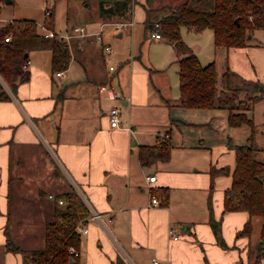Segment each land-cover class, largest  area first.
<instances>
[{
    "label": "crops",
    "instance_id": "0c3cea01",
    "mask_svg": "<svg viewBox=\"0 0 264 264\" xmlns=\"http://www.w3.org/2000/svg\"><path fill=\"white\" fill-rule=\"evenodd\" d=\"M144 1L136 0L134 6L139 4L145 17ZM92 2L99 20L88 15L86 21L100 24L104 21L98 15V0ZM82 6H89L88 1L82 0ZM46 7L50 6L45 5L38 12L34 7L22 6L15 0L0 4V23L29 18L43 24ZM129 21L131 24L125 29L130 35L137 33L133 21ZM74 25L78 24L68 25L66 20L62 27L54 25V33L68 32ZM81 26L87 30L85 25ZM39 28L40 32L49 33L50 29ZM257 30L254 29L252 35ZM119 33L121 36L122 31L118 30L117 35ZM211 35L213 41L212 31ZM91 38L98 41L94 35L69 39L71 59L60 74L51 70V51L37 49L28 53L26 68L29 77L18 83L15 92L0 76V84L9 96L0 100V264H29L21 252L5 248L7 237L24 249L40 248L44 243L47 220L40 217V220L24 218L12 222L9 214L11 199L16 195L22 197L23 203L26 200L30 203L35 199H25L26 196L44 193L53 204L48 194L61 192L64 184L73 187L101 219L100 222L86 223L88 231L81 234L78 264H114L117 257L126 264H152V257L161 264H250L247 252L250 241L247 236H236L248 214L245 211L222 212L223 191L231 183L230 173L214 177L210 194L209 184L202 183V178L196 176L198 168L193 162L186 157L174 158V154L180 151L174 152L178 141L174 142L168 160H157L148 165L139 161L141 146L156 144L158 137L168 138L172 145L171 126H177L180 120L170 115L184 108L178 103L177 60V93L169 95L164 91L161 94L155 88L160 97L153 98L149 67H137L133 71L135 64L125 80L119 75L124 65L121 64L111 81L103 63L104 56L110 54L103 49L108 43L103 41L102 35L98 41L100 49L96 50ZM155 39L165 41L175 53L169 39L163 36ZM245 51L254 62V76L264 83V45H255L250 39ZM171 55H165L164 63L171 59ZM101 84H111L121 93L119 127H112L108 116L109 109L117 101L99 90ZM60 92L61 99L58 97ZM211 110L215 111L213 115H223L218 111L223 109ZM138 111H153L158 115L142 120L137 116ZM185 147L182 143L181 150L184 151ZM231 151L234 155V150ZM225 162L228 161H223L221 156L212 158L209 170L211 166L224 165L232 170L235 155L231 165ZM46 167L50 168L49 173H41ZM57 168L60 176L54 174ZM51 172L54 177L50 180ZM153 174L156 178L149 183L152 191L169 186L166 204L148 206L146 176ZM24 183L28 184L26 189ZM208 197L214 218L222 217L221 234L227 248L217 244L208 223ZM20 225L23 227L17 231L15 228ZM169 227L175 228L177 239L168 234ZM22 236L31 240L38 238L39 243L36 246L23 244L18 241Z\"/></svg>",
    "mask_w": 264,
    "mask_h": 264
},
{
    "label": "trees",
    "instance_id": "16d2710c",
    "mask_svg": "<svg viewBox=\"0 0 264 264\" xmlns=\"http://www.w3.org/2000/svg\"><path fill=\"white\" fill-rule=\"evenodd\" d=\"M134 3L136 0H98V15L104 22L113 21L112 18L129 21ZM142 6L145 10L144 35L156 30L174 46L178 63L179 105L187 108L223 109L228 113L229 126L249 127L246 143L228 142L235 155L233 169L230 170L228 165L210 167L209 193L213 189L216 175L230 173L231 183L223 191L222 212L245 211L248 214L242 229L236 233V236H247L248 242L252 218H262L253 245L251 263L257 264L259 258L264 256V160L256 157L259 147L255 139L264 122L255 123L248 111L256 102L264 99V83L258 78L244 77L232 69L227 61L221 71L217 70L214 60L201 64L196 53L181 38L180 28L195 32L211 29L216 49L245 48L250 42L247 36L252 37L254 29L264 28V0H145ZM48 9L43 24L53 31L52 34L40 32L37 22L29 18L12 19L0 26V76L12 92H15L18 83L29 77L26 65L28 53L32 50L51 51L53 72L68 67L71 59L68 43L55 35L53 9ZM155 23L158 25L155 26ZM7 35L10 37L5 40ZM110 73H115V70ZM110 76L112 78L113 75H108V78ZM58 97H63L61 92ZM8 98L0 84V100ZM171 148L168 139L158 137L156 144L141 146L139 161L142 165L157 160L166 161L170 157ZM68 187L54 195L51 219L44 224L42 247L24 249L7 237L5 248L21 252L29 264H78V255L74 256L70 249L73 247L79 250V223L89 212L78 192ZM153 192L160 203L168 202V187L157 188ZM57 198H61L63 203L59 204ZM208 210V223L215 240L227 248L221 234L222 217L214 218L209 197ZM251 250L249 245L248 255ZM114 264L126 263L117 257Z\"/></svg>",
    "mask_w": 264,
    "mask_h": 264
},
{
    "label": "rangeland",
    "instance_id": "374dc122",
    "mask_svg": "<svg viewBox=\"0 0 264 264\" xmlns=\"http://www.w3.org/2000/svg\"><path fill=\"white\" fill-rule=\"evenodd\" d=\"M16 3L22 6L34 7L38 12L43 10L45 5L50 7L53 6V17L54 23L58 27H62L66 24L68 20V25L78 24L85 25L87 30L94 31L97 29L99 22H93L90 24L87 22V16L92 15L93 18L96 17L94 12L95 5L92 0H86L89 3V6L86 8L82 6V0H15ZM72 3V4H71ZM0 4H6L4 0H0ZM83 12H80V10ZM11 14V13H10ZM85 14V16H83ZM10 16V15H9ZM144 17V12L139 4H133L131 19L135 25L137 33L130 35L128 30L125 27H121L119 30L122 31V35H117V29L111 24L105 25L103 29V41L108 43L110 46V54L104 56V71L108 75H115L116 73H110L108 66L111 64L115 67V71L120 69V65H123L121 68V74L126 80L130 75V70L137 67L147 66L150 68L148 72V79L151 82L153 88V98L156 96L159 98V93L155 90L157 88L161 94H164V91H167L168 94L175 95L177 93V74H176V60L177 56L174 53L173 49H169V45H166L165 41L156 40L150 36V33L144 35V29H142V20ZM97 18V17H96ZM93 19V20H96ZM98 19V18H97ZM12 20V19H11ZM99 20V19H98ZM102 20V19H101ZM104 20V19H103ZM108 20V19H105ZM114 22H123L128 20H122L118 18H112ZM9 21H4L0 23L1 25L7 24ZM112 22V21H110ZM181 38L194 50L197 54L198 59L201 64H206L214 60L217 70L221 71L227 61V64L234 70L241 73L246 78H256L253 72L254 62L250 55L247 54L245 48H230L226 49L225 47H218L217 49L214 46L212 41L211 29H204L202 32H195L193 30H188L184 27L180 28ZM251 37V36H250ZM92 39L93 47L98 50L100 49V42L94 41ZM251 43L255 45L262 44L264 45V28L258 29L251 38ZM191 48V49H192ZM166 54H172L171 59L168 62L164 63L163 58ZM103 65V64H102ZM98 69V66H94ZM101 70L100 68L98 69ZM112 76V77H113ZM112 81V78L110 76ZM113 82H115L113 78ZM122 82V81H121ZM113 84V83H112ZM242 96V95H241ZM223 115H213L215 111L212 112L211 109H187L186 107L179 109V112L175 115L171 114L170 117L177 119L179 121L177 126H171V142L174 146V142H180L177 149V155L174 154V158L177 159V156L180 158L186 157L189 161H192L194 166L198 168L196 176L201 179L202 183L206 181L210 185L208 170L209 164L212 158H217L218 156L222 157L223 161L231 165V161H234V155L231 151L232 148L228 146V142L233 144H243L247 142L249 135V127L247 125H241L237 127H230L227 122V116L225 117L226 110H218ZM248 114L253 118L255 123L264 122V99L256 102L252 109L248 111ZM158 115V112H148L144 113L141 111L137 112L138 118L146 120L145 117ZM178 115V116H176ZM260 127V126H259ZM264 125H261L259 131L256 135V142L259 147V150L256 152V157L263 160L264 157ZM262 132V135L260 134ZM163 134V131L161 130ZM168 139V138H165ZM184 143V151L181 149V144ZM223 152V153H222ZM223 154V155H222ZM48 167L44 170H41V173L48 172ZM58 169V168H57ZM54 170V174L60 176L59 169ZM51 179L54 175L51 172ZM25 189L28 187L24 183ZM34 187V185H31ZM169 187V186H168ZM69 187L64 184V189L66 190ZM30 189V187H29ZM44 194V193H43ZM39 194L37 196H26L25 199H35L34 201L22 202V197L14 196L11 199L10 203V218L12 222L20 221L24 218H29L30 220H49L51 219V213L53 205L50 201L47 200L46 196ZM25 204V205H24ZM262 218L260 216H254L252 218V230L249 236L251 251L248 255V262L251 264L253 261V245L257 239V236L260 231ZM23 225L16 226V230L19 231ZM30 240V241H29ZM21 243L28 245L36 246L39 243V239H28L27 237L22 236L19 238ZM218 244V243H217ZM219 245V244H218ZM42 246V244H39ZM261 257L257 264H264L260 262Z\"/></svg>",
    "mask_w": 264,
    "mask_h": 264
},
{
    "label": "built area",
    "instance_id": "2783aa9c",
    "mask_svg": "<svg viewBox=\"0 0 264 264\" xmlns=\"http://www.w3.org/2000/svg\"><path fill=\"white\" fill-rule=\"evenodd\" d=\"M45 15H47L49 13V9L46 7L44 10ZM107 24H111L113 25V27L117 30H119L121 27H125L131 24L130 21H123V22H101L99 24V27L96 31H88L85 29L84 26L81 25H74L72 26V28L68 31V32H64V33H56L55 35H57L59 38H61L62 40L68 42L69 39L73 38V37H84V36H90V35H94L96 40L101 41L102 39V32H103V28L105 25ZM158 24L155 23V26H157ZM39 27L43 28L45 30V26L44 24H38ZM47 32H49L48 34H52L53 32L51 30H48ZM47 34V33H46ZM150 36L152 38H160L161 34L154 30L150 33ZM10 37V35H7L5 37V40H8V38ZM103 49L105 50V52L109 53L110 52V46L108 44L103 46ZM109 71H113L115 70V67L113 65H109L108 66ZM60 71H57L56 74H60ZM99 90L103 91L106 93L107 97L112 99V100H116L117 103L114 104L108 111V116H109V122L110 125L112 127H119L121 125L120 123V118H119V114H120V106H121V93L114 89V87L111 84H101L98 86ZM156 178V175H149L146 176V180L148 183V195H149V201H148V206H154V205H159L160 204V200L158 199V197L155 195V193L152 191L151 189V185H149L150 182L154 181ZM48 198L50 199H55L54 195L52 193L48 194ZM84 201V199H83ZM57 202L59 204L63 203V200L61 198H57ZM85 202V201H84ZM87 206V205H86ZM88 208V206H87ZM88 212L89 214L79 223V231L81 234H85L88 231V227L86 225V223L88 221H95V222H100V214L95 212L94 210L88 208ZM168 234L172 236L173 239H177L178 235L175 234V228L173 227H169L168 229ZM70 251L72 252V254L74 256L78 255V251L75 248H71ZM151 262L152 264H161L160 261L156 258V257H152L151 258ZM261 263H264V256L261 257L260 259Z\"/></svg>",
    "mask_w": 264,
    "mask_h": 264
},
{
    "label": "water",
    "instance_id": "95a60500",
    "mask_svg": "<svg viewBox=\"0 0 264 264\" xmlns=\"http://www.w3.org/2000/svg\"><path fill=\"white\" fill-rule=\"evenodd\" d=\"M4 2H5V3H9L10 0H4ZM235 22H237V19H235ZM118 35L120 36V33H119ZM247 37L250 38V35H248ZM25 54H27V53H25Z\"/></svg>",
    "mask_w": 264,
    "mask_h": 264
}]
</instances>
